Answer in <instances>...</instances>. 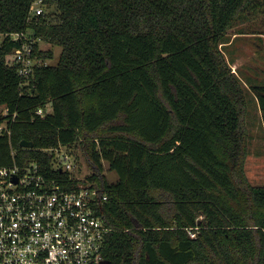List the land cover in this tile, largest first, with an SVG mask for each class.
Segmentation results:
<instances>
[{"label": "trees", "instance_id": "obj_1", "mask_svg": "<svg viewBox=\"0 0 264 264\" xmlns=\"http://www.w3.org/2000/svg\"><path fill=\"white\" fill-rule=\"evenodd\" d=\"M37 1L0 0V33L29 32L39 60L25 80L0 63V107L19 116L0 167L56 178L45 150L81 154L109 199V264H264V186L243 170L245 87L264 125V80L241 78L222 50L264 0H41L34 17ZM44 44L61 49L56 65Z\"/></svg>", "mask_w": 264, "mask_h": 264}, {"label": "built area", "instance_id": "obj_2", "mask_svg": "<svg viewBox=\"0 0 264 264\" xmlns=\"http://www.w3.org/2000/svg\"><path fill=\"white\" fill-rule=\"evenodd\" d=\"M43 11L40 0L30 15ZM34 42L29 32L0 33V63L29 79L39 64ZM48 112L40 108L36 115L45 118ZM18 119L17 113L0 107V136L11 135L10 124ZM45 152L52 156L51 171L60 177H48L38 163L0 167V264H101L105 238L112 230L99 209L108 196L89 177L80 180L72 174L73 148Z\"/></svg>", "mask_w": 264, "mask_h": 264}, {"label": "rangeland", "instance_id": "obj_3", "mask_svg": "<svg viewBox=\"0 0 264 264\" xmlns=\"http://www.w3.org/2000/svg\"><path fill=\"white\" fill-rule=\"evenodd\" d=\"M264 17L260 14H245L242 19L226 34L228 43L222 46L226 60L233 72L247 80H264ZM43 49H53L55 58L47 63L56 65L61 55L60 48H51L44 44ZM247 99V113L245 116L248 132L247 152L243 158L244 175L252 186H264V125L257 99L245 87ZM74 170L72 174L84 180L91 176L92 171L85 159L77 151L74 153ZM104 175L110 182L118 177L104 165Z\"/></svg>", "mask_w": 264, "mask_h": 264}, {"label": "water", "instance_id": "obj_4", "mask_svg": "<svg viewBox=\"0 0 264 264\" xmlns=\"http://www.w3.org/2000/svg\"><path fill=\"white\" fill-rule=\"evenodd\" d=\"M20 146L24 149H32L34 146L31 142H28V141H22L20 143ZM101 264H109L108 261L104 260Z\"/></svg>", "mask_w": 264, "mask_h": 264}]
</instances>
